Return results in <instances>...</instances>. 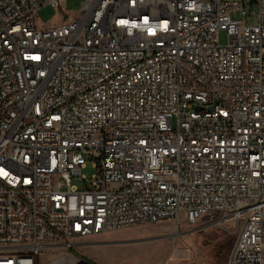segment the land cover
Masks as SVG:
<instances>
[{"label": "built area", "instance_id": "2783aa9c", "mask_svg": "<svg viewBox=\"0 0 264 264\" xmlns=\"http://www.w3.org/2000/svg\"><path fill=\"white\" fill-rule=\"evenodd\" d=\"M44 4L0 0V264L182 212L241 221L225 264H264V0H85L41 28Z\"/></svg>", "mask_w": 264, "mask_h": 264}, {"label": "rangeland", "instance_id": "374dc122", "mask_svg": "<svg viewBox=\"0 0 264 264\" xmlns=\"http://www.w3.org/2000/svg\"><path fill=\"white\" fill-rule=\"evenodd\" d=\"M84 1L58 0V7L41 5L36 10V24L49 28L65 23ZM245 1L249 4V0ZM250 18L255 21V14ZM221 41H226L223 33ZM93 172L90 162L81 169L87 180ZM71 181L83 187L81 180L72 178ZM240 223L229 217H219L214 222L202 217L189 225L182 212L177 221L165 219L74 238L71 240L74 245L66 249L42 250L38 264H50L65 253L93 264H225L229 251L226 249L231 247L229 243L235 238Z\"/></svg>", "mask_w": 264, "mask_h": 264}, {"label": "trees", "instance_id": "16d2710c", "mask_svg": "<svg viewBox=\"0 0 264 264\" xmlns=\"http://www.w3.org/2000/svg\"><path fill=\"white\" fill-rule=\"evenodd\" d=\"M233 240H234V237H233V239L230 241V245H231V243H233ZM230 247V246H229ZM229 247L226 249V252L229 250Z\"/></svg>", "mask_w": 264, "mask_h": 264}, {"label": "crops", "instance_id": "0c3cea01", "mask_svg": "<svg viewBox=\"0 0 264 264\" xmlns=\"http://www.w3.org/2000/svg\"><path fill=\"white\" fill-rule=\"evenodd\" d=\"M93 264V263H92Z\"/></svg>", "mask_w": 264, "mask_h": 264}]
</instances>
